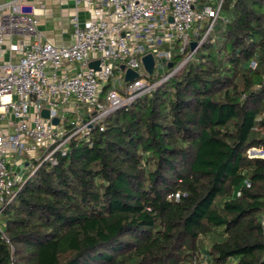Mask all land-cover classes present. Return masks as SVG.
Listing matches in <instances>:
<instances>
[{"label": "trees", "instance_id": "16d2710c", "mask_svg": "<svg viewBox=\"0 0 264 264\" xmlns=\"http://www.w3.org/2000/svg\"><path fill=\"white\" fill-rule=\"evenodd\" d=\"M222 15L182 72L40 166L0 264H264V0Z\"/></svg>", "mask_w": 264, "mask_h": 264}, {"label": "built area", "instance_id": "2783aa9c", "mask_svg": "<svg viewBox=\"0 0 264 264\" xmlns=\"http://www.w3.org/2000/svg\"><path fill=\"white\" fill-rule=\"evenodd\" d=\"M72 1L73 41L62 45L43 39L42 7L0 3V57L19 55L0 62V233L6 241L1 215L40 166L57 163L74 138L90 142L105 118L182 72L217 22L226 20L224 0ZM192 41L198 42L194 49ZM148 54L155 59L153 74L143 63ZM95 61L98 68L91 67ZM128 69L138 76L127 80Z\"/></svg>", "mask_w": 264, "mask_h": 264}, {"label": "crops", "instance_id": "0c3cea01", "mask_svg": "<svg viewBox=\"0 0 264 264\" xmlns=\"http://www.w3.org/2000/svg\"><path fill=\"white\" fill-rule=\"evenodd\" d=\"M9 0H0V3ZM34 4L37 8H43L38 16L39 31L44 40H49L56 45L69 44L73 41L71 18L75 12L72 0H20ZM8 10V9H7ZM81 18L86 17L84 10L80 12ZM18 54H6L0 57V62L17 61Z\"/></svg>", "mask_w": 264, "mask_h": 264}, {"label": "water", "instance_id": "95a60500", "mask_svg": "<svg viewBox=\"0 0 264 264\" xmlns=\"http://www.w3.org/2000/svg\"><path fill=\"white\" fill-rule=\"evenodd\" d=\"M197 45H198L197 41H192L191 42V48L192 49L196 48ZM143 63H144V66H145L146 70L150 74H153L154 73V69H155V59H154L153 55L152 54H148V55L144 56L143 57ZM98 65H99V61H95V62L91 63V67H94V68H98ZM137 76H138V73L135 72L132 69H128L127 72H126V79L127 80H132L133 78H135ZM42 115L44 117H46V118H49V116H50L49 110L44 109L42 111ZM53 122L54 123H58L59 122V118L58 117H54L53 118Z\"/></svg>", "mask_w": 264, "mask_h": 264}, {"label": "rangeland", "instance_id": "374dc122", "mask_svg": "<svg viewBox=\"0 0 264 264\" xmlns=\"http://www.w3.org/2000/svg\"><path fill=\"white\" fill-rule=\"evenodd\" d=\"M199 4H201V3H199ZM206 51L207 50H205V52ZM158 78H160V76H155L153 78V80H157ZM102 101L103 102L105 101L104 97L102 98ZM248 154H249L250 157H258V156L264 157V146L252 148V149L249 150Z\"/></svg>", "mask_w": 264, "mask_h": 264}]
</instances>
